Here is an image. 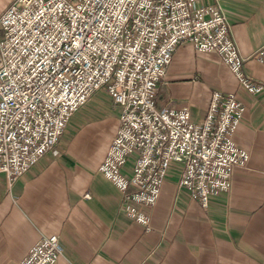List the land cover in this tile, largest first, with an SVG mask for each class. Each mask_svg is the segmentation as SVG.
<instances>
[{
    "label": "built area",
    "instance_id": "1",
    "mask_svg": "<svg viewBox=\"0 0 264 264\" xmlns=\"http://www.w3.org/2000/svg\"><path fill=\"white\" fill-rule=\"evenodd\" d=\"M223 1H13L0 17V174L7 187L37 166L105 89L119 126L100 172L121 192L122 213L148 226L139 207L156 205L171 176L205 208L228 193L235 169L250 160L234 140L245 114L237 95L214 92L199 122L189 107L156 105L184 43L220 57L247 94L264 93L244 72ZM62 254L57 235L43 236L18 264H56Z\"/></svg>",
    "mask_w": 264,
    "mask_h": 264
},
{
    "label": "crops",
    "instance_id": "2",
    "mask_svg": "<svg viewBox=\"0 0 264 264\" xmlns=\"http://www.w3.org/2000/svg\"><path fill=\"white\" fill-rule=\"evenodd\" d=\"M13 1L0 0V17ZM222 4L245 74L264 85V0ZM216 91L236 94L245 106L234 140L250 160L235 169L228 193L205 208L171 176L156 205L139 207L148 226L122 213L121 192L100 172L119 126V110L101 89L27 175L9 189L0 174V264H18L41 237L54 235L63 252L56 264H264V93L247 94L220 57L184 43L156 105L189 107L199 122Z\"/></svg>",
    "mask_w": 264,
    "mask_h": 264
},
{
    "label": "rangeland",
    "instance_id": "3",
    "mask_svg": "<svg viewBox=\"0 0 264 264\" xmlns=\"http://www.w3.org/2000/svg\"><path fill=\"white\" fill-rule=\"evenodd\" d=\"M71 127H72V126H70V127H69V129H70V130H72V128H71ZM69 132H70V131H69Z\"/></svg>",
    "mask_w": 264,
    "mask_h": 264
}]
</instances>
